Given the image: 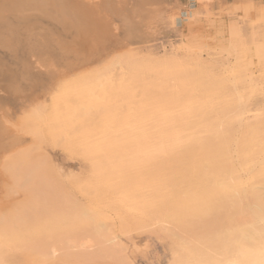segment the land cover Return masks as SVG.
I'll return each mask as SVG.
<instances>
[{
    "label": "bare ground",
    "instance_id": "6f19581e",
    "mask_svg": "<svg viewBox=\"0 0 264 264\" xmlns=\"http://www.w3.org/2000/svg\"><path fill=\"white\" fill-rule=\"evenodd\" d=\"M125 2L0 0V48L16 52L26 47L42 66L66 76L53 93L52 111L44 115L42 107L33 105L22 121L46 124L54 146L91 162V175L82 187L90 203L67 206L50 216L34 209L35 214H28V208V215H0V264L13 258L6 260L4 254L15 249L13 242L22 233L16 228L36 229V224L46 227L32 233L38 235L46 261L62 252L65 264L91 261L98 254L119 262L124 253L111 222L127 227L132 217L152 227L169 226L178 241L169 264H264V130L256 134L249 128L264 120V85L241 66L229 88L216 77L218 71L215 76L203 67L211 61L202 65L196 60L199 54L195 59L149 60L129 48L87 69L85 52L99 48L96 41L111 32L113 15ZM250 10L264 18L261 2ZM57 27L73 31V39L68 41ZM89 39L96 41L90 44ZM3 80L11 93L19 92L14 70L0 56ZM7 112L0 113L1 164L14 161L26 147L18 136L3 139ZM235 128L243 130V139L233 156L227 143ZM19 163L10 169L26 184L34 170L20 169ZM42 183L45 190L50 188Z\"/></svg>",
    "mask_w": 264,
    "mask_h": 264
},
{
    "label": "rangeland",
    "instance_id": "374dc122",
    "mask_svg": "<svg viewBox=\"0 0 264 264\" xmlns=\"http://www.w3.org/2000/svg\"><path fill=\"white\" fill-rule=\"evenodd\" d=\"M126 1L122 7H119L121 11L119 10L118 14H114L113 19L111 18L113 25H115L114 27L112 25L111 32L107 34L108 36H103L98 41L89 39L90 44L96 41L100 45L98 44L99 48L97 45L98 49L92 48V51H89L91 49L88 47L87 53L85 52L86 55H89L88 60L90 59L89 61L91 62H89L90 66H87V69L100 66L115 53L129 48H131L129 50L136 51L135 53L138 52L137 54H143L142 57L144 56L149 60L177 59V57L183 60L189 58L188 56L190 55L191 58L193 56L192 59H195L196 54H199L196 56V60L200 63L201 61H211L205 65H203L204 63L201 64L213 74H216L218 71L217 76L214 75L229 88L231 87L237 68L241 66V68L246 69L247 73L251 75L253 73L255 77L259 78L261 84L264 85V51L261 34L264 32V18L254 17L250 10V6L259 2L264 7V0H214L210 2L208 0ZM247 8L248 10H246ZM122 13L125 14V17ZM56 29L68 41L73 39V31L66 33L60 31L59 27ZM28 53L26 47H19L16 52L0 48V56L14 70L17 84L20 87L19 92L11 93L12 91L4 86L7 81L3 80L5 84L3 81H0L2 82L0 83L1 110L8 108L7 113H9L6 123L8 134L4 135L3 139L7 141V138L11 136H18L21 143L25 144L24 147L26 146L21 153L22 156H15L14 161L10 160L4 164L0 163V215L22 216L30 214L29 212H32L31 215H33L35 214V210L37 214L40 212L48 216L49 213L50 215L51 213L54 215L56 211L67 210L74 204L90 203L88 196L85 195L86 193H83L82 187L87 183L91 175V162H88L72 151L54 146L50 135L47 134L48 131L46 132V129L48 130L46 124L42 125L41 123L40 125L35 124L36 126H31L30 124H26V120L22 121L33 105H36L35 107L37 108L39 106L40 108L42 107V110L39 109L44 115L50 113L52 111L53 93L57 90L59 81L66 78V76L61 77L60 75H56V72L52 73L46 66H42L37 60L38 56L36 54L34 55L37 57H34L33 54L30 55ZM55 57L58 56L56 55ZM76 63L80 62L77 61ZM83 67V69H86V65ZM241 68L238 69L240 70ZM221 76H224L223 80ZM256 100L255 103L261 102L262 98ZM43 109L45 112H43ZM2 112L0 111V113ZM261 125L264 126V120L260 123V126L259 124L254 125L258 129L253 126H251L253 128H249L253 133L258 134V130H264ZM14 128L15 130L13 131ZM242 131L241 128H235L233 132L236 136L232 132L231 135L234 136L229 137L231 141L233 140V144L231 141L227 144L230 150L233 149L231 150L232 154H234L233 156H235L239 142L243 139ZM262 131L259 133L261 134ZM16 157L19 159L17 160ZM16 161L20 162V166H18L20 169H33L36 178L32 174V177L30 176L31 178L27 182L28 184H21L22 182L20 183L18 180L19 176L15 173L13 174V170L10 169ZM36 172L38 173L36 174ZM37 175H40V178ZM40 179L46 181L50 188L45 190L43 188L44 184H41L42 180ZM35 188H38V190L34 191ZM26 208H28L26 210L28 214L25 212ZM41 211H44V213ZM132 218L133 221L135 219L136 221L133 224V221L130 222L129 219L127 221L128 226V223H131L129 227H126V224H121L117 220H115V223L111 222L112 231L116 232L118 235L117 240L120 241L118 248L124 253V258L118 259L119 262H117V258L112 259L110 255L109 257H105L108 255L98 254L94 260L85 261L81 264H169L173 260L174 252L178 247V241L176 243V238L171 235L169 226L166 224L165 230L160 226L152 227L149 221ZM144 221L148 222L149 226L147 224L143 225ZM23 226L28 231H25L26 229ZM39 226H41L40 230ZM30 227L20 225L16 228L17 234L22 233L19 234L20 237L16 240L17 242H13L15 249L11 252V255L10 253L4 254L6 255V260L10 258L9 256L13 257V260H16L13 263L10 258L11 260H8L9 264H65L62 252L57 254V257L51 262L46 261L49 259L42 258L44 256L38 247L40 240L38 235L32 233L36 231L44 232L46 230L43 229L41 231V228L46 227L43 224L33 226L37 227L36 229L31 227L33 230ZM122 227L124 228L122 229ZM21 228L24 231L23 229L20 231ZM24 232H27V234L22 236ZM26 236L29 237L26 239ZM23 237L25 241H23ZM28 241L29 243H27ZM120 247L124 248V250ZM37 250L39 253L36 252ZM126 258L127 260H125ZM123 259L126 263L123 262ZM77 262L76 260L75 263Z\"/></svg>",
    "mask_w": 264,
    "mask_h": 264
}]
</instances>
